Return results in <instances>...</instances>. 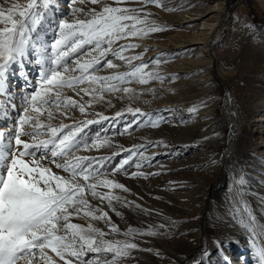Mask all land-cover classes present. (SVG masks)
<instances>
[{"label":"rangeland","instance_id":"374dc122","mask_svg":"<svg viewBox=\"0 0 264 264\" xmlns=\"http://www.w3.org/2000/svg\"><path fill=\"white\" fill-rule=\"evenodd\" d=\"M8 2L24 5L28 0ZM219 3H224L223 9ZM120 6L140 10L141 16H148L163 30L118 41L114 47L138 44L124 55L140 59L129 65L109 53L104 60H112L117 67L101 65L96 75L130 72L133 66L147 64L145 71L160 78L147 83L132 79L120 84V91H104L102 99L65 88L64 95L84 104L86 112L71 107L65 116L45 106L41 116L42 122L49 123L46 112L52 111L53 125L100 120L84 129L82 139L89 147L81 144L75 155L104 158L102 178L125 185L127 191L98 187L101 193L110 191L113 197H121L119 201L113 198L111 204L89 194L92 208L111 218V223L91 222L109 233L105 239H128L139 245L118 264H225V258L227 264H260L256 249L264 246V0H159V5L128 0ZM75 7L99 11L101 5L85 0ZM69 8V0H53L51 6L37 8L43 15L34 44L25 57L9 66L5 90L0 93L4 105L0 130L5 133L14 129L26 99L40 83L41 69L49 66L37 60L52 55L57 24L73 19ZM212 9L216 12L210 14L214 15L210 22L218 19L217 30L207 41L198 31L199 20L191 19L196 12L204 15ZM69 67H74L71 60ZM125 87L134 91L125 93ZM227 100L236 103V130L226 116ZM129 108H139L148 116L134 115ZM118 112L123 116L116 117ZM101 115L109 119L102 120ZM150 120H159L158 126ZM47 138L42 131L37 139ZM104 141L101 147L92 146ZM129 150L135 154L120 169ZM25 159L32 161V157ZM35 160L38 164L33 166L68 175L56 167L63 163L60 157L53 163L51 154L41 151ZM136 172L143 175H132ZM248 213L256 217L255 233L240 223ZM72 222L86 225L89 220L81 216ZM112 225L118 233L110 232ZM130 229L134 233L126 237ZM150 231L157 234L148 235Z\"/></svg>","mask_w":264,"mask_h":264},{"label":"snow or ice","instance_id":"6c2138e0","mask_svg":"<svg viewBox=\"0 0 264 264\" xmlns=\"http://www.w3.org/2000/svg\"><path fill=\"white\" fill-rule=\"evenodd\" d=\"M87 2L101 5L100 10L90 8L85 11L84 8L75 7L78 3H85V0H69V13L73 19L59 21L57 38L50 46L52 55L47 60L43 57L37 60L39 64L49 65L41 69L40 83L26 99V106L18 116L14 129L8 133L0 130V264H58L48 250L63 264H118L121 259L130 257L132 250L139 248L137 243L128 239H105L109 233L96 228L91 222L105 220L111 223V218L107 212L92 208L87 199L89 194L102 201L108 200L111 204L113 198L119 201L121 197H113L110 191L101 193L97 191L98 187L127 191L125 185L102 178L104 173L100 169L104 158L75 155L81 144L85 148L89 147L82 139L84 129L100 120L53 125L50 121L54 115L48 110L46 115L49 123L41 121L45 106L55 107L65 116L71 107H79L81 113L86 112L84 104H78L75 99L64 95L65 88L78 89L77 94L83 92L93 95L94 99L97 96L102 99L104 91H120L119 85L132 79L147 83L149 79L160 78L145 71L147 64L133 66L130 72L96 75L101 65L117 67L112 60H104L109 53L129 65H132L133 60L140 59L139 56L124 55L126 50L139 47L138 44L114 47L118 41L163 29L149 21L148 16H141L140 10L120 6L128 0H112L111 4L107 0ZM149 2L159 5V0ZM52 3L53 0H28L27 4L22 5L6 0L5 4H0V24L4 25L0 27V93L5 90V74L9 66L25 57L29 47L34 44V34L43 15L37 12V8L41 5L47 8ZM44 51L46 53L48 50ZM70 60L74 67H69ZM122 91L132 93L134 90L125 87ZM3 107V101L0 100V108ZM127 111L148 116L139 108H129ZM191 111H196V108ZM122 116V112L116 113V117ZM100 119L108 120L109 117L101 115ZM149 122L153 126L159 124V120ZM42 131L48 138L38 140ZM23 136L31 140H24L21 138ZM104 143L107 141L94 142L92 146L101 147ZM41 151L50 153L53 163L60 157L63 163H56V167L68 175L33 166L38 164L35 156ZM129 151L130 156L121 162L120 169L135 154ZM25 157H32L31 163ZM243 182L241 178L240 183ZM97 212L100 214L96 215ZM81 216L89 220L86 225L72 222L73 218ZM240 223L246 230L255 233L254 215L248 213L246 218H241ZM110 232L118 233L119 229L112 225ZM133 233L134 230L130 229L125 236ZM147 234L157 233L150 231ZM109 254L111 259H107ZM256 255L260 264H264V246L256 249Z\"/></svg>","mask_w":264,"mask_h":264},{"label":"bare ground","instance_id":"6f19581e","mask_svg":"<svg viewBox=\"0 0 264 264\" xmlns=\"http://www.w3.org/2000/svg\"><path fill=\"white\" fill-rule=\"evenodd\" d=\"M218 5H221L222 6V9H223V5L224 3H219ZM212 12H216L215 9H212V10H207V11H204V15H200L198 14V12L194 13L195 15L193 16V18L191 19V21H196V20H199V27H198V31H201L200 33H202L203 35L207 36L206 39L208 41V39L214 34V32H216L217 30V23H218V19L214 22H210L212 21L211 18L214 17L213 16H210V14ZM191 17V16H189ZM210 17V19L208 18ZM203 26V27H202ZM206 41V40H205ZM207 47H208V42H207ZM208 49V48H207ZM226 104H227V107H226V116H227V119L229 121V123L231 125H233L234 127V130L238 129L239 128V114H238V111H237V108H236V103L234 102V100H227L226 101ZM261 120H264V119H261ZM227 155L226 156H223V162L225 161V159L227 158Z\"/></svg>","mask_w":264,"mask_h":264}]
</instances>
